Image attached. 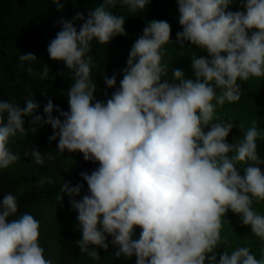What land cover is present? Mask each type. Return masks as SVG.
Masks as SVG:
<instances>
[{
	"label": "clouds",
	"instance_id": "obj_1",
	"mask_svg": "<svg viewBox=\"0 0 264 264\" xmlns=\"http://www.w3.org/2000/svg\"><path fill=\"white\" fill-rule=\"evenodd\" d=\"M54 3L63 9L60 0ZM117 3L103 0L87 18L78 12L73 20L58 21L61 30L47 51L72 73L68 111L49 99L45 118L35 114L39 105L31 98L23 108L0 100V169L20 159L8 145L17 133H25L24 118L29 117L32 131L36 125L52 127L49 142L58 138V152L79 151L85 161L99 164L80 173L88 192L79 200L75 197L83 184L65 181L60 190L78 214L82 253L99 260L96 248L107 251L111 236L110 243L118 247L115 256L135 255L136 264H264V253L257 259L246 246L225 250L218 261L215 251L228 244L221 230L229 210L264 241V215L252 208L254 201H264V172L258 167L264 159L257 151V138L264 134L253 120L243 138L230 144L233 123H213L217 106L241 99L238 81L264 77V0H244V11H227L233 0H177L182 27L177 43L183 48L187 41L207 53L191 56L195 79L185 78L179 68L171 81L164 79L168 66L162 63V48L171 43V26L153 19L131 47L119 88L102 102L94 96L93 58L87 54L93 41L105 45L127 35L125 17L110 11ZM119 3L137 12L150 0ZM75 20L83 21L79 31ZM19 60L37 57L28 53ZM48 72L45 65L42 75ZM116 83L115 74L105 77L107 88ZM31 156L44 164L37 148ZM237 165H246L243 175ZM17 212V197L5 194L0 264H54L40 246L39 221L29 213L10 220ZM136 227L142 230L139 239H133Z\"/></svg>",
	"mask_w": 264,
	"mask_h": 264
},
{
	"label": "trees",
	"instance_id": "obj_2",
	"mask_svg": "<svg viewBox=\"0 0 264 264\" xmlns=\"http://www.w3.org/2000/svg\"><path fill=\"white\" fill-rule=\"evenodd\" d=\"M60 2L64 7L58 11L54 0H0V100L19 104L23 108L31 98L39 105L35 114L45 118L44 107L49 99L54 106H59L64 111L69 110L67 93L74 83L72 73L64 62L52 60L47 51L50 41L61 30L62 26L58 21L62 18L73 20L78 12L87 18L88 12L100 6L103 0ZM243 3L244 0H233L227 11H244ZM110 11L125 17L127 35H117L105 45L97 41L91 44V51L87 55L93 58L91 77L97 86L94 93L96 100L106 102L116 88H119L131 47L153 19L167 21L171 26V43L162 48V63L168 66L164 79L171 81L172 72L177 68L184 72L185 78L195 79L191 56L195 54L197 57H206L207 53L190 42H184L183 48L177 43V33L182 31L177 0H150L143 11L137 12H131L118 0L117 6ZM82 24L83 21H74L78 31ZM28 53L34 54L37 61L19 60L20 55ZM45 65L49 69L47 76L42 75ZM29 68L32 69L31 73ZM113 74L116 75V86L107 88L105 77ZM238 83L241 85V99L217 106L213 120V123H233L234 128L227 138L230 144L243 138L253 120H256L259 131L264 134V77H252ZM58 115L54 109L53 116ZM24 119L25 133H17L8 145L13 153L19 154L20 159L8 168L0 169V202L5 194L15 195L18 201V212L9 219H16L24 213L33 215L40 224L39 243L45 249V258L53 260L54 264H136L135 255L131 258L115 256L118 247L110 243L111 236L107 238V251L96 248L99 260L80 251L77 242L82 239V233L78 227V214L72 209L69 197L60 190L65 181H71L73 186L83 184L81 194L75 197L79 200L88 192L87 183L80 173H90L99 164L85 161L79 151L58 152V138L49 142L54 131L50 125H36V130L32 131L31 118ZM257 145L258 155L264 159V136L257 138ZM34 147L44 154V164L34 162L31 156ZM48 154L54 159L49 160ZM245 166L237 165L241 175ZM258 167L264 172V164ZM62 195L61 201L59 197ZM252 208L264 215V201H254ZM141 231L136 227L133 239H139ZM221 237L228 244H221L215 250L217 261L219 254L225 250L231 253L236 247H249L257 259L264 253V241L251 232L250 226L243 225L241 216L231 210L225 216Z\"/></svg>",
	"mask_w": 264,
	"mask_h": 264
},
{
	"label": "bare ground",
	"instance_id": "obj_3",
	"mask_svg": "<svg viewBox=\"0 0 264 264\" xmlns=\"http://www.w3.org/2000/svg\"><path fill=\"white\" fill-rule=\"evenodd\" d=\"M256 98V97H255ZM249 101V100H248Z\"/></svg>",
	"mask_w": 264,
	"mask_h": 264
}]
</instances>
